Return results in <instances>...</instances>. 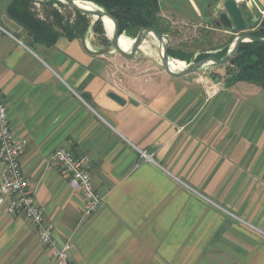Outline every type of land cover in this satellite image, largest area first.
<instances>
[{"label":"crops","instance_id":"0c3cea01","mask_svg":"<svg viewBox=\"0 0 264 264\" xmlns=\"http://www.w3.org/2000/svg\"><path fill=\"white\" fill-rule=\"evenodd\" d=\"M158 1L159 17L181 5ZM11 2L0 0V95L28 189L72 263L264 264L262 88L115 69L122 62L86 37L35 42L8 16ZM238 3L264 10V0ZM60 146L89 158L103 196L89 216L50 159ZM0 264H53L36 227L4 208Z\"/></svg>","mask_w":264,"mask_h":264},{"label":"rangeland","instance_id":"374dc122","mask_svg":"<svg viewBox=\"0 0 264 264\" xmlns=\"http://www.w3.org/2000/svg\"><path fill=\"white\" fill-rule=\"evenodd\" d=\"M85 1V0H84ZM191 4L197 6V8L203 12L202 16H197L192 7H190L186 0H179L181 5L175 6V14L164 12L166 17H159L161 23L166 29L164 34L169 37V47L172 50L179 51L185 54H191L192 57L188 63L195 61L197 55L201 53H211L210 56L219 54L223 50L227 51L232 43L233 39L237 35L235 28L231 30H225L224 28H216L213 20L218 18V14L224 10V0H188ZM243 18L247 19L245 30L240 33H250L258 28L261 21L264 19V11L258 16L256 9H253L251 13L246 9L244 4L238 3ZM31 10L40 18L47 19L49 23L53 24V27L61 32L58 26L54 23L52 15H49L53 9L58 10L62 16V22L71 24L75 20L74 11L68 6H60L58 4H48L45 0H31ZM49 15V16H48ZM172 15V16H171ZM250 17L255 18L254 20ZM99 19V18H98ZM96 18L89 16V28L85 33L84 39L90 41L96 46L95 51L98 54H102L105 59L120 61L122 63L111 62L110 64L116 69L124 70L132 73L146 74L155 70H162L160 65L159 55V43L152 36L147 35L141 43L139 49L131 57H124L118 54L112 49L109 43V35L100 19L104 33H99L93 30V24ZM256 23V24H255ZM129 39L134 37L121 34ZM107 40V42H106ZM226 53V52H225ZM224 53V54H225ZM223 56V55H222ZM221 56V57H222ZM215 57V56H214ZM171 59H177L172 58ZM217 58V57H216ZM179 60V59H177ZM183 61V60H181ZM125 62V63H124ZM122 64V66H120ZM230 72V74H228ZM237 70L229 62L222 65H204L191 73L192 77H198L199 75L208 77V74L212 73L215 76L223 79L224 84L231 82L234 79V73ZM261 92V89H258ZM260 101V100H259Z\"/></svg>","mask_w":264,"mask_h":264},{"label":"trees","instance_id":"16d2710c","mask_svg":"<svg viewBox=\"0 0 264 264\" xmlns=\"http://www.w3.org/2000/svg\"><path fill=\"white\" fill-rule=\"evenodd\" d=\"M103 8L111 14L118 22L120 34L134 37L141 27L151 26L160 33H165L166 29L159 18L158 0H85ZM31 0H12L7 8L8 16L20 24L35 42L51 45L59 36H64L69 40L82 39L89 28V16L74 11L75 20L73 23H63L62 16L58 10L53 9L49 15L53 16L54 23L61 30L59 32L49 23L47 19L40 18L30 6ZM48 4H58L65 6L57 0H45ZM48 15V16H49ZM256 24V23H255ZM260 25L249 34L255 37H264V19ZM93 30L104 33L100 19L93 24ZM107 42V40H106ZM226 51L213 55L221 58ZM169 57L177 58L189 62L192 55L168 48ZM211 53H201L196 56L195 61L210 56ZM229 63L237 70L234 79L226 85H232L238 81H246L264 89V42H243L240 44L236 54ZM230 74V72H228ZM218 79L220 77L216 76Z\"/></svg>","mask_w":264,"mask_h":264},{"label":"built area","instance_id":"2783aa9c","mask_svg":"<svg viewBox=\"0 0 264 264\" xmlns=\"http://www.w3.org/2000/svg\"><path fill=\"white\" fill-rule=\"evenodd\" d=\"M23 148V142L15 138L10 130L6 103L0 95V208L8 214L22 215L36 227L38 239L48 248L53 264H73L69 255L70 242L57 243L52 225L44 222L43 213L28 189L20 164ZM50 159L67 174L69 186L82 195L83 216L96 212L103 204V196L94 188L88 171L89 158L86 155L75 156L69 149L60 146L50 154Z\"/></svg>","mask_w":264,"mask_h":264},{"label":"water","instance_id":"95a60500","mask_svg":"<svg viewBox=\"0 0 264 264\" xmlns=\"http://www.w3.org/2000/svg\"><path fill=\"white\" fill-rule=\"evenodd\" d=\"M62 4L68 6L72 10L78 11L82 14H86L88 16L95 17L96 19H101V17L105 16L112 22V33L109 36L110 46L114 51L124 57H131L137 49H139L141 43L145 39L147 35H152L159 43V55H160V65L162 70L172 76V77H182L185 75H189L195 72L197 69L204 65H222L229 62L232 57L236 54L239 46L243 42H264V37H255L250 35L249 33H241L235 36L230 47L226 51V53L221 58H216L214 56H208L202 58L197 61H193L185 65L184 68L180 70H172L169 65L170 57L167 53L169 47V37L164 33H160L156 31L151 26L141 27L136 32L134 38L132 39L131 46L128 50H124L119 45V37L121 36L119 25L117 20L108 12L103 10V8L93 4L94 8H85L77 4L79 0H57ZM224 10L219 13L218 17L221 22V27L225 30H230L235 28L238 32H242L245 30V20L243 18V14L236 0H224L223 1ZM261 15V12H258V16ZM255 19V18H253ZM219 25V24H218ZM209 77L213 80H218V78L210 73ZM109 96L119 102L123 103V100L115 93H109Z\"/></svg>","mask_w":264,"mask_h":264},{"label":"bare ground","instance_id":"6f19581e","mask_svg":"<svg viewBox=\"0 0 264 264\" xmlns=\"http://www.w3.org/2000/svg\"><path fill=\"white\" fill-rule=\"evenodd\" d=\"M77 4H79L80 6H83L85 8H94V5L89 1L79 0V1H77ZM93 18H95V17H93ZM101 20L103 22V25L106 29L107 34L110 36L112 33V22H111V20H109L105 16L101 17ZM131 43H132L131 39H129L123 35H121L119 37V45L122 49L128 50L131 46ZM169 61H170L169 65H170V68L172 70H180V69L184 68L186 65L185 64L186 62L181 61V60H177V59H171L170 58Z\"/></svg>","mask_w":264,"mask_h":264},{"label":"flooded vegetation","instance_id":"af4514ba","mask_svg":"<svg viewBox=\"0 0 264 264\" xmlns=\"http://www.w3.org/2000/svg\"><path fill=\"white\" fill-rule=\"evenodd\" d=\"M219 15V14H218ZM250 19H252V20H254L253 19V17H250ZM245 25H246V21H247V19H246V17H245ZM213 22H214V25H215V27L216 28H220L221 27V22H220V20H219V17L217 18V19H214L213 20ZM219 24V25H218ZM222 28V27H221ZM234 29V28H233ZM246 29V28H245ZM231 30V29H230ZM235 33L238 35V34H241L240 32H238L236 29H235Z\"/></svg>","mask_w":264,"mask_h":264}]
</instances>
